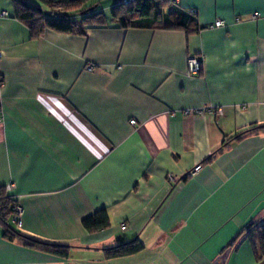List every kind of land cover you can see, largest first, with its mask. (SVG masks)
I'll return each mask as SVG.
<instances>
[{
	"label": "crops",
	"instance_id": "obj_1",
	"mask_svg": "<svg viewBox=\"0 0 264 264\" xmlns=\"http://www.w3.org/2000/svg\"><path fill=\"white\" fill-rule=\"evenodd\" d=\"M13 1L0 0V193L22 208L18 233L71 249L9 240L0 221V264H264L256 235L237 239L264 222V0H168L164 13L195 12V33L122 28V0L97 2L104 25L37 38ZM99 209L110 225L88 232ZM135 239L138 252L104 257Z\"/></svg>",
	"mask_w": 264,
	"mask_h": 264
},
{
	"label": "trees",
	"instance_id": "obj_2",
	"mask_svg": "<svg viewBox=\"0 0 264 264\" xmlns=\"http://www.w3.org/2000/svg\"><path fill=\"white\" fill-rule=\"evenodd\" d=\"M42 5L50 9L46 13L42 8L28 5L22 0L13 1L14 17L22 21L29 29L31 38L39 37L45 30H53L72 35H85L87 26H100L105 24L102 12L92 13L88 11L87 3L91 0H38ZM148 7L144 8L145 0H131L120 2L113 10V20L122 28H155L168 30H185L187 33H195L204 29L195 23L194 11H183L171 5L167 13H164V4L168 0H147ZM90 8V7H89ZM60 13H58V12ZM74 13L82 14L80 20H75ZM148 15V18L144 16ZM264 129V125L256 127ZM255 128V129H256ZM241 136L238 135L237 138ZM210 159V158H209ZM0 221L6 224L4 236L9 240L18 239L23 245L37 248L45 252L67 257L71 246L52 244L29 238L18 233L10 224L13 207L16 205L7 195L0 193ZM82 226L88 232H96L109 227V216L105 209H99L81 220ZM257 236L253 242V252L257 260L264 253V222L253 223L249 229L239 238ZM143 245L137 240L103 249L105 258H116L133 254L141 250Z\"/></svg>",
	"mask_w": 264,
	"mask_h": 264
},
{
	"label": "built area",
	"instance_id": "obj_3",
	"mask_svg": "<svg viewBox=\"0 0 264 264\" xmlns=\"http://www.w3.org/2000/svg\"><path fill=\"white\" fill-rule=\"evenodd\" d=\"M128 1H131V0H122V2H128ZM7 13L6 12H0V17H3V16H6ZM259 16V14L257 13H254V14H251L250 17L252 19H256L257 17ZM240 19L239 17H237L235 19L236 22H238ZM225 26V22L223 20H216L214 21L209 27L210 28H221V27H224ZM87 70L88 71H92L93 70V65L92 64H89L87 65ZM200 69H201V64H200V61L198 60L197 57L195 56H189L187 58V70H188V73L191 74V75H196L200 72ZM192 113H195V114H201L202 111L201 110H195V111H191V110H186L185 111V114L189 115V114H192ZM216 113L217 115H221L222 114V110L220 108L216 109ZM2 123V118H1V115H0V124ZM131 123L133 124L134 121H131ZM201 168L200 165H196L194 168H193V171L192 173L198 171L199 169ZM168 179L170 181H174L175 179L172 177V176H168ZM13 185H7L5 188L6 190H10L12 188ZM1 202H0V210H1ZM21 217H22V208L19 206V205H15L13 207V214L11 216V223L14 224L16 227L20 228L21 227ZM121 229H125V225H122L121 226Z\"/></svg>",
	"mask_w": 264,
	"mask_h": 264
},
{
	"label": "rangeland",
	"instance_id": "obj_4",
	"mask_svg": "<svg viewBox=\"0 0 264 264\" xmlns=\"http://www.w3.org/2000/svg\"><path fill=\"white\" fill-rule=\"evenodd\" d=\"M35 1H37V0H35ZM97 2H99L98 6H100L101 10H103V8H105L108 5L109 0H91L89 3H87L86 6H87V8H89L91 5H93V4L97 3ZM37 3H39V2L37 1ZM44 10L46 11V9H44ZM106 12L110 13L108 8H106ZM74 16L80 17L81 15L78 14V13H74Z\"/></svg>",
	"mask_w": 264,
	"mask_h": 264
}]
</instances>
